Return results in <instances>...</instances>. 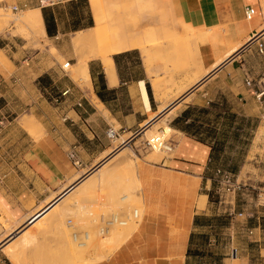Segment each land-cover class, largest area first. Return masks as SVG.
Returning a JSON list of instances; mask_svg holds the SVG:
<instances>
[{
	"label": "crops",
	"instance_id": "1",
	"mask_svg": "<svg viewBox=\"0 0 264 264\" xmlns=\"http://www.w3.org/2000/svg\"><path fill=\"white\" fill-rule=\"evenodd\" d=\"M58 1L3 0L2 3L13 11V6H17L19 11H39L43 15L44 7L54 10L53 5ZM166 1L152 0L153 4L147 8L139 4L140 15L132 21L119 13L110 14L108 18L102 12L101 2L90 0L95 24L76 33L127 22L139 25V32L132 38L135 44L116 49L112 54L113 78L103 61L95 58L88 63L89 88L74 82L71 86L62 85V89L69 87L71 92L57 105V118L46 112L38 115L40 126L35 132L38 135L42 131L41 135L35 137L21 128L27 135L22 142L1 144L13 147L14 152L11 162H0V216L15 223L11 231L26 225L31 216L61 196L38 223H42V231L38 224L29 225L22 238L16 236L5 247H0L1 264H15L9 252H5L11 244L19 245L30 239L36 248L39 243L48 246L50 252L57 247V256H61L74 246L79 233L84 232L88 238L89 231L108 232L110 226L117 224L128 226L115 230L130 227L133 230L111 253L87 264L194 263L193 238L212 214V162H223L218 151L226 152L232 133L238 134V105L245 109L244 115L248 117L247 107L257 94V87H264V54L258 47L264 41V0H175L177 11L185 20L180 19V22L191 32L186 37L189 39L186 66L173 69L170 64V72L162 65L147 64V56L138 45L142 36L153 32L151 26L168 25V16L161 8ZM157 5L161 8L159 11ZM249 7L254 9L252 18H247ZM42 18L47 35L44 16ZM216 29L220 32L218 41L198 39L207 32L216 33ZM244 46L246 48L241 50ZM236 48L240 50L232 54ZM256 54L260 61L255 58ZM173 61L175 65L176 59ZM260 74L263 77L258 82L246 83L247 78L253 80ZM141 82L148 92L150 110L143 101ZM221 89L223 95H218ZM187 92L180 102L168 109ZM224 104L226 110L221 111ZM110 127L117 130L116 138L107 136ZM166 129L170 131L168 140L173 150L168 154L153 152L146 145L148 133L155 130L165 133ZM126 148L132 151L126 161L115 156L100 164L104 157ZM73 152L78 161L71 157ZM103 167L111 172L104 181L98 176ZM134 175L139 186L132 189L130 186L126 192ZM122 176L127 179H121ZM77 187L81 191L76 192ZM78 198L86 204L72 203ZM81 200H85L84 203ZM135 204L139 207L133 208ZM135 213L137 219L132 221L129 215ZM253 217L241 227L233 224L231 228V252L233 248L238 249L231 264L251 262L250 253L237 241L242 230L264 234L261 222L252 224ZM10 232L2 227L0 242ZM103 239L107 238L103 236ZM61 259L57 261L63 262L66 258Z\"/></svg>",
	"mask_w": 264,
	"mask_h": 264
},
{
	"label": "rangeland",
	"instance_id": "2",
	"mask_svg": "<svg viewBox=\"0 0 264 264\" xmlns=\"http://www.w3.org/2000/svg\"><path fill=\"white\" fill-rule=\"evenodd\" d=\"M70 1L60 0L56 5H53L56 14L60 17L61 31L56 36L49 37L48 34L45 35L46 33L40 32L37 26L33 24L25 23L26 26L25 21L20 23V20L29 18L31 12L13 11L10 7L6 8L2 3L3 0H0V162H11L10 156L14 153L11 151L13 147L7 148L1 144L22 142L27 137L21 129L25 128L22 125L23 121L31 123L30 130L25 129L38 137L42 132L40 131L38 135L35 132L40 126L38 115L46 112V115L57 118V105L66 97L62 96V91L65 90L62 89V85L71 86V83L74 82L81 87L84 86L82 80L76 79L75 76L78 73L80 62L83 58L91 55V52L95 50V44L86 40L74 44L73 40L79 33L89 31L76 33L79 29L91 26V17L94 25L95 19L90 0H76L80 2L74 5L69 4ZM99 1L102 5V12L108 18L110 14L119 13L132 21H135L140 15L139 4H143L146 8L153 4L152 0ZM159 5L161 7L162 4L159 2ZM176 5L175 0H167L161 8L168 16V25L165 27L162 25L151 26L153 32L142 36L138 43L147 56V64L162 65L167 70L166 72L171 71L170 64L173 69H179L187 64L186 48L189 39L186 37L189 36L191 30L181 24L180 19L183 22L185 20L178 13ZM160 7L157 5V11L161 9ZM77 17L80 18L79 22L82 25L78 29L74 27ZM216 30V33L210 31V33L207 32L198 36V39L218 41L220 32L218 29ZM259 57L256 54L255 58L260 61ZM95 58L98 59V57H92L89 63ZM174 58L176 59L175 65H173ZM261 77H263L262 74L256 75L253 83L258 82ZM227 90L228 88H226ZM257 90L259 93L260 90H264V87H257ZM218 95H223L222 89ZM57 98L60 102H57ZM217 109L219 110V108ZM220 110H226L225 104ZM247 110L248 117L244 115L245 109L238 105V134L234 136L232 133L231 143L227 144L226 152L218 151V154L223 157V162H212L214 165L212 173H215L217 168L226 170L235 178H239L242 187L234 193L221 189L218 182L214 183L210 195L212 214L207 217L206 226L195 233L193 264H231L233 240L231 228L233 224L241 227L250 219L248 214L254 215L253 225L264 222V95L261 99L254 95ZM169 132L168 129L165 133L155 130L148 133L147 139L158 134L163 135L167 140L169 139ZM152 150L159 154L169 153L157 149ZM127 151L132 153L130 149ZM118 153L120 152L114 153L113 156ZM113 156L105 162H108ZM105 158L107 156L102 161ZM233 166L237 167V171L232 170ZM101 170H105V172L103 171L100 176ZM100 171L98 173L100 180L110 175L108 167H103ZM121 179L126 180L127 178L122 176ZM131 182L132 185L126 186V192L130 186L132 188L135 185L139 186V181L135 175ZM48 205L50 204L42 209L44 210ZM138 207L137 204L133 205V208ZM42 209L41 212H38L42 213L37 217H41L40 219L34 223L33 220L30 221L38 214L36 213L27 220L26 225L23 224L14 231L11 230L15 223L0 216V229L4 227L6 232L11 231L0 242V247H5L14 237L22 236L29 224L33 223L31 226H34L40 223L47 216L49 210L43 213ZM129 216L132 221L137 219L134 214ZM123 219L128 221L127 218ZM36 226L42 231V223ZM114 226H110L111 230L108 232L106 230L89 231L88 238L84 232L79 233L74 246L68 248L66 252H62L61 256H57V247H54L50 252L51 249L48 246L39 243L36 248L30 239L19 245L13 246L11 244L5 249V252H9L15 264H22V261L24 264H87L111 253L133 230V227L123 231L114 229L128 225L117 224ZM249 231L243 232L242 230L239 232L237 243L250 253V264H264V234H251ZM13 234L14 236L11 237ZM103 236L107 239H103ZM115 236L118 239L113 238ZM260 237L262 238L261 241L256 242L255 240ZM57 258L66 259L59 262Z\"/></svg>",
	"mask_w": 264,
	"mask_h": 264
},
{
	"label": "bare ground",
	"instance_id": "3",
	"mask_svg": "<svg viewBox=\"0 0 264 264\" xmlns=\"http://www.w3.org/2000/svg\"><path fill=\"white\" fill-rule=\"evenodd\" d=\"M42 14V13H41ZM39 11H32L31 12V15L29 16V18H25L24 20H20V23L21 21H25V23H30V24H33L35 26H37V28L40 30V32L42 33H45V27H44V23H43V18ZM162 14V13H161ZM25 17V16H24ZM22 17V18H24ZM147 17V16H146ZM165 18V17H164ZM15 21V20H14ZM104 21V20H103ZM163 21V20H162ZM166 21V20H165ZM147 22V21H146ZM17 23V21H16ZM144 23V22H143ZM167 23V22H166ZM23 24V23H22ZM21 25V24H20ZM26 25V24H25ZM100 25V24H99ZM105 25V24H104ZM27 26V25H26ZM31 27V26H30ZM139 32V25L138 26H134L132 25L131 23H127V22H117L116 24L112 25L111 27H107V26H99L93 30H89L87 31L86 33H79L75 39L73 40L74 44H78V43H82L84 40L86 41H90L92 43L95 44V50H93L91 52V55H89L88 57H85L82 59V61L80 62V67L78 69V73L76 74L75 78L76 79H81L82 80V84L84 85L83 87H87L89 88L91 86V82H90V71H89V60L93 57H98V58H101L106 69H107V72L108 74L110 75L111 78L114 77V62H113V59H112V54L115 52L116 49H120V48H123L125 46H131V45H134L135 42L134 40H132L133 36ZM139 41V40H137ZM77 46V45H76ZM75 46V47H76ZM241 46V45H240ZM94 48V47H93ZM127 49V48H126ZM240 49V48H239ZM239 49H234L232 50V54H234L235 52H238ZM124 50V49H123ZM79 59V58H78ZM78 63V62H77ZM81 82V81H80ZM140 86L142 88V94H143V101L145 103V106L147 108V110H150L151 109V104H150V100H149V96H148V92L146 90V87L144 85V82H141L140 83ZM23 127L27 128L30 130L31 128V123H29L28 121H23L22 123ZM158 135V134H157ZM155 135V136H157ZM155 136H152V137H155ZM123 150V149H122ZM125 150V149H124ZM128 149L126 148L125 151H121L120 153H118L117 155H115L117 158H120V159H128L130 156L128 153L129 151H127ZM113 156V157H115ZM115 159V158H114ZM119 159V160H120ZM132 160V159H131ZM111 162V161H110ZM124 162V161H123ZM128 162V161H127ZM122 164V163H121ZM131 165V164H130ZM132 166V165H131ZM119 167V166H118ZM103 171L105 172V170H101L99 175L100 174H103ZM111 173V172H110ZM101 176V175H100ZM104 176V175H102ZM91 177V176H90ZM88 179H91V178H88ZM188 179V178H187ZM85 181V179H84ZM104 181V179H103ZM193 181V179H192ZM91 182V181H89ZM88 185L90 186L91 183ZM94 183V182H93ZM102 183V182H101ZM84 183H82L83 185ZM79 186H81L79 184ZM87 187V185H84ZM83 187V186H82ZM189 187V185H188ZM78 188V187H77ZM80 188V187H79ZM78 190H76V192L78 191H81V188ZM87 188H90V187H87ZM83 187V191L84 189H86L87 193H88V189ZM190 188V187H189ZM196 188V187H195ZM132 189V187L130 188ZM129 190V189H128ZM190 190V189H189ZM82 191V192H83ZM187 191V190H186ZM75 193V192H74ZM80 194V193H79ZM84 194V192H83ZM82 194V195H83ZM86 194V193H85ZM193 194V193H192ZM73 195V194H72ZM75 196V195H74ZM81 196V194L79 195ZM85 196V195H83ZM190 196V195H189ZM191 197V196H190ZM71 198V197H70ZM206 198V197H205ZM82 199V198H81ZM189 199V198H187ZM191 199V198H190ZM201 199V197L199 198ZM66 200V199H65ZM70 200V199H69ZM86 200V198H85ZM83 200V201H85ZM75 201H78L79 204L78 205H81L82 203L80 202L79 198L78 200H75ZM72 202V203H75ZM82 201V200H81ZM82 201V202H83ZM87 202H89V200L87 199ZM186 202V201H185ZM189 202V201H188ZM81 203V204H80ZM84 203V202H83ZM58 204V203H57ZM69 204V203H68ZM86 204V203H84ZM84 204H82L84 206ZM77 205V206H78ZM186 205V204H185ZM190 205V204H189ZM195 205V204H194ZM203 204H201V207H202ZM72 206V204H71ZM187 206V205H186ZM196 207V205L194 206ZM79 208V206L77 207ZM67 209V208H66ZM69 209V208H68ZM73 210V208H71ZM68 211V210H67ZM43 216V215H42ZM41 218V217H40ZM40 218H36L34 219L32 222H36L38 219ZM32 223V224H33ZM32 224H29V225H32ZM192 224V223H191ZM175 228V227H174ZM19 229V228H18ZM26 229V228H25ZM28 229V228H27ZM26 229V230H27ZM25 230V231H26ZM177 230V229H176ZM24 231V232H25ZM183 231V230H182ZM24 232L22 234H24ZM176 232V231H174ZM179 234V232H178ZM181 234V233H180ZM25 235V234H24ZM22 235L21 238L24 236ZM173 234L171 233V236ZM175 235V234H174ZM173 235V236H174ZM183 235V234H182ZM175 237V236H174ZM173 238V237H172ZM176 238V237H175ZM171 239V238H170ZM179 239V238H178ZM181 239V238H180ZM169 241V240H168ZM181 242V241H180ZM172 243V242H171ZM176 243V242H175ZM184 245V244H183ZM174 246V245H173ZM168 249V248H167ZM177 249V248H176ZM185 249V247L183 248ZM171 250V249H170ZM168 250V251H170ZM174 250V249H173ZM178 250V249H177ZM175 253V252H173ZM173 253H171L173 255ZM181 253V252H180ZM179 253V254H180ZM186 253V252H185ZM170 254V255H171ZM178 254V255H179ZM153 260V259H152ZM154 261V260H153ZM152 264V263H151ZM154 264V263H153Z\"/></svg>",
	"mask_w": 264,
	"mask_h": 264
},
{
	"label": "built area",
	"instance_id": "4",
	"mask_svg": "<svg viewBox=\"0 0 264 264\" xmlns=\"http://www.w3.org/2000/svg\"><path fill=\"white\" fill-rule=\"evenodd\" d=\"M13 9L15 11L19 10L17 6H13ZM247 9H248L247 10V18H252L254 16V9L252 7H249ZM256 38H257V36L254 39H256ZM252 41H250V42H252ZM258 47H259V52L261 54H264V41L260 42L258 44ZM246 83L248 85H252L253 80L250 78H247ZM70 92H71V88H66L64 91H62V96L65 97L68 94H70ZM256 95H257L258 99H261L262 96L264 95V90H260L259 93H257ZM57 102H60L59 98H57ZM107 136L111 139L116 138L118 136V132L115 128L110 127L107 131ZM146 145L152 149H157L160 151L162 150V151L171 152L173 150V144L171 142H169L168 139L166 140L163 137V135H157L155 137H151V138L147 139ZM71 157L75 161H78L76 153L73 152ZM1 180H2V175L0 174V181ZM213 181L218 182L221 185V189L227 190V191H232L234 193L242 187V184H241V181L239 180V178H235V176L233 174H231L230 172L223 170L221 168H217L215 170ZM137 215H138L137 213L134 214V216L136 218H137ZM251 216H252V214H248V217H251ZM249 232L251 234L253 233L252 230H250ZM237 254H238V249L233 248L231 255L233 257H236ZM0 264H1V260H0Z\"/></svg>",
	"mask_w": 264,
	"mask_h": 264
},
{
	"label": "trees",
	"instance_id": "5",
	"mask_svg": "<svg viewBox=\"0 0 264 264\" xmlns=\"http://www.w3.org/2000/svg\"><path fill=\"white\" fill-rule=\"evenodd\" d=\"M80 1H76V0H71L69 4L74 5L79 3ZM43 11V16H44V20H45V25H46V30H47V34L49 35V37H54L59 33V26H60V17L54 13L53 7H44L42 9ZM80 18L77 17V20L74 22V27H77L76 29L80 28L82 25L80 24ZM91 26H93V18L91 17ZM148 87V91L150 93L151 89H150V85L147 86ZM100 95V93H99ZM233 171H237V167L233 166L232 167ZM214 177V175H213ZM215 183V181H214ZM211 195V193H210ZM262 226L264 227V222H261ZM195 238H196V234L195 237L193 238V244L195 242ZM193 254H195V250L193 247Z\"/></svg>",
	"mask_w": 264,
	"mask_h": 264
},
{
	"label": "water",
	"instance_id": "6",
	"mask_svg": "<svg viewBox=\"0 0 264 264\" xmlns=\"http://www.w3.org/2000/svg\"><path fill=\"white\" fill-rule=\"evenodd\" d=\"M247 45H249V43L247 44ZM246 45V46H247ZM246 46H244L241 50H243V49H245L246 48ZM206 79V78H205ZM204 79V80H205ZM192 90H190L189 92H191ZM189 92H187L185 95H183L181 98H179L177 101H175L173 104H171L170 106H169V108L168 109H170V108H172L173 106H175L178 102H180ZM164 113V112H163ZM114 155V153H112V154H110L107 158H105L100 164H102L103 162H105L107 159H109L111 156H113ZM99 164V165H100ZM98 165V166H99ZM97 167V166H96ZM95 167V168H96ZM61 197V196H60ZM60 197H58L57 199H55L50 205H48L42 212H44V211H46V210H48L55 202H57V200L60 198ZM41 213H38L34 218H32L30 221H32V220H34L35 218H37L39 215H40ZM14 236V234L11 236V237H13Z\"/></svg>",
	"mask_w": 264,
	"mask_h": 264
}]
</instances>
